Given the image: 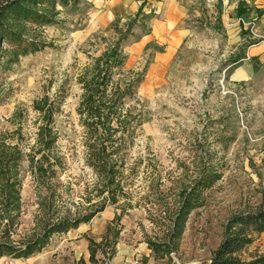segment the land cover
<instances>
[{"label":"rangeland","instance_id":"obj_1","mask_svg":"<svg viewBox=\"0 0 264 264\" xmlns=\"http://www.w3.org/2000/svg\"><path fill=\"white\" fill-rule=\"evenodd\" d=\"M140 5L141 15L123 44L124 78L142 77L137 101L131 103L142 109L144 122L127 157V165L136 170L128 187L133 207L115 221L120 208L108 204L87 223L53 235L38 253L5 255L0 264H93L89 239L101 245H92L98 264H128L134 257L145 264V235L154 236L148 210L161 197L151 193L157 176L169 199L180 186H191L202 166L220 173L201 190L200 206L188 214L172 262L165 257L150 264H201L219 244L226 219L262 200L264 0H80L76 7L61 9L57 24L39 29L49 46L0 70V128L15 127L9 118L21 106L23 143H32V101L52 96L66 80L67 95L54 115V127L65 157L60 179L70 192L67 203L79 201L94 176L82 158L76 76L87 55H97L103 46L95 36H112L114 26H124ZM252 57L257 58L255 67ZM26 163L15 238L32 227L37 212L36 188ZM254 251H264V232L242 256Z\"/></svg>","mask_w":264,"mask_h":264},{"label":"trees","instance_id":"obj_2","mask_svg":"<svg viewBox=\"0 0 264 264\" xmlns=\"http://www.w3.org/2000/svg\"><path fill=\"white\" fill-rule=\"evenodd\" d=\"M79 2L0 0V70L16 64L22 56L49 46L39 29L57 24L61 9L76 7ZM141 12L140 5L124 26H114L112 36L96 35L103 46L97 55H87L88 60L76 76L81 90L75 111L81 127L82 158L94 176L92 184L86 185L79 195V201L67 203L70 192L60 179L65 157L57 146L59 135L54 127V115L67 95L66 80L57 86L52 96L44 94L32 101L31 108L36 114L32 143H23L24 111L21 106H17L9 118L15 127L11 130L0 128V257L25 258L38 253L53 235L87 223L108 204L120 208L115 221L133 207L128 187L136 170L135 166L127 165V157L144 122L142 109L131 103V100L137 101L136 90L142 77L124 78L127 55L123 44L132 34V25ZM241 57H245V53ZM252 60L255 67L257 58L252 57ZM23 161L27 162L25 171L35 184L37 212L32 227L15 238L13 234L22 212ZM219 178L220 173L204 165L191 186H180L169 199L157 184L158 176L155 178L151 193L161 197L154 200L153 211L148 210L154 236L145 235L154 259L166 257L172 262L171 253L179 248L187 216L201 204V190ZM110 230L111 225H108L107 232ZM262 232L264 196L254 208L226 219L219 244L201 264H264V251L250 252L247 258L242 256ZM114 234L117 236L118 231ZM89 242V260L98 264L92 245H101L92 239ZM113 254L114 249L108 258Z\"/></svg>","mask_w":264,"mask_h":264},{"label":"crops","instance_id":"obj_3","mask_svg":"<svg viewBox=\"0 0 264 264\" xmlns=\"http://www.w3.org/2000/svg\"><path fill=\"white\" fill-rule=\"evenodd\" d=\"M263 233V232H262ZM142 255L146 258L145 264H150V261L154 259L152 252L150 249L147 248V251L143 252ZM152 255V256H151Z\"/></svg>","mask_w":264,"mask_h":264},{"label":"built area","instance_id":"obj_4","mask_svg":"<svg viewBox=\"0 0 264 264\" xmlns=\"http://www.w3.org/2000/svg\"><path fill=\"white\" fill-rule=\"evenodd\" d=\"M128 264H141V259L139 257H134Z\"/></svg>","mask_w":264,"mask_h":264}]
</instances>
